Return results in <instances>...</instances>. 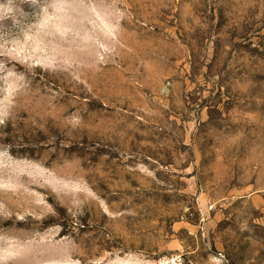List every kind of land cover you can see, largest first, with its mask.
Instances as JSON below:
<instances>
[{"label": "rangeland", "instance_id": "obj_1", "mask_svg": "<svg viewBox=\"0 0 264 264\" xmlns=\"http://www.w3.org/2000/svg\"><path fill=\"white\" fill-rule=\"evenodd\" d=\"M264 264V0H0V264Z\"/></svg>", "mask_w": 264, "mask_h": 264}, {"label": "built area", "instance_id": "obj_2", "mask_svg": "<svg viewBox=\"0 0 264 264\" xmlns=\"http://www.w3.org/2000/svg\"><path fill=\"white\" fill-rule=\"evenodd\" d=\"M156 264H184L183 258L179 254L165 255L156 261Z\"/></svg>", "mask_w": 264, "mask_h": 264}]
</instances>
